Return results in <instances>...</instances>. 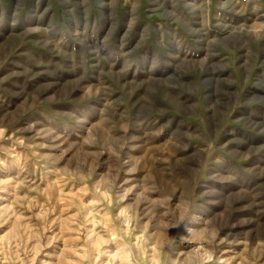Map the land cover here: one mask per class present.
Listing matches in <instances>:
<instances>
[{"label":"rangeland","instance_id":"rangeland-1","mask_svg":"<svg viewBox=\"0 0 264 264\" xmlns=\"http://www.w3.org/2000/svg\"><path fill=\"white\" fill-rule=\"evenodd\" d=\"M160 18L184 90L138 74ZM0 264H264V0H0Z\"/></svg>","mask_w":264,"mask_h":264},{"label":"crops","instance_id":"crops-1","mask_svg":"<svg viewBox=\"0 0 264 264\" xmlns=\"http://www.w3.org/2000/svg\"><path fill=\"white\" fill-rule=\"evenodd\" d=\"M97 21L103 22V26L107 25V19ZM79 23L83 24L82 20H79ZM148 24L145 21L144 25ZM152 25L155 27L154 36L156 38L155 62L154 65H148L147 56L140 57L138 74L146 84L154 83L160 88L168 86L167 89L169 90L178 89V87L184 90L189 83L194 82L189 72V67H192L194 62L188 60L191 56H188L186 50L190 49L189 41L192 40L191 33H193L191 27L196 26V23L186 18H160L154 20ZM198 27L201 29V25ZM209 33H213V37L207 38L212 55L205 57L206 59L201 63V66L206 68L209 74H221L226 60L224 54L221 53L223 52L221 51L222 47L232 48L233 45L236 47L237 43L243 40V37L235 34L230 39L228 37L222 38L223 34L213 29H210ZM163 47L166 50L161 49L159 52L158 49Z\"/></svg>","mask_w":264,"mask_h":264}]
</instances>
